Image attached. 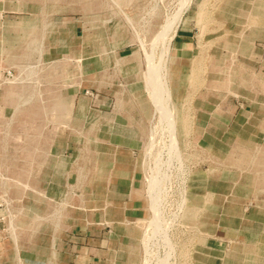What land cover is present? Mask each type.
<instances>
[{"label":"crops","instance_id":"1","mask_svg":"<svg viewBox=\"0 0 264 264\" xmlns=\"http://www.w3.org/2000/svg\"><path fill=\"white\" fill-rule=\"evenodd\" d=\"M149 55L170 80L173 155ZM0 65V264H153V175L161 217L173 204L202 223L153 239L206 238L172 264H243L264 241V0H0Z\"/></svg>","mask_w":264,"mask_h":264},{"label":"bare ground","instance_id":"2","mask_svg":"<svg viewBox=\"0 0 264 264\" xmlns=\"http://www.w3.org/2000/svg\"><path fill=\"white\" fill-rule=\"evenodd\" d=\"M118 2H121L122 0H117ZM185 2L181 1V11L185 8V6L188 4L189 0H184ZM47 5V4H46ZM51 5V4H50ZM56 6V5H55ZM53 7V6H52ZM155 8V7H154ZM56 10V9H55ZM45 14V12H44ZM52 14V13H51ZM178 14V13H177ZM49 15V14H48ZM176 16V15H175ZM2 26V25H1ZM172 26V23H169L166 25L164 31H162L158 36L159 37H163L167 35V33L169 32L170 28ZM59 30V29H58ZM157 36V37H158ZM161 40V38H160ZM160 42V41H159ZM121 43V42H120ZM112 45V44H111ZM114 45V44H113ZM119 45V44H118ZM123 47V46H122ZM119 48V47H118ZM117 48V49H118ZM168 46H165V52L167 51ZM109 50V49H108ZM113 50V49H112ZM150 53V52H149ZM164 53V52H163ZM106 57V56H105ZM113 57V56H112ZM113 60V58H112ZM148 90H149V96H150V101L156 106V110H157V118L159 119L158 121L160 122V124L163 125V127H165V130L167 131V152H170L172 154V152L176 153L178 152V147H177V139L175 138L174 134H175V129H176V122H175V114H174V110L170 109V107L168 106V104L171 101V95H170V91H169V79L166 75L160 74V68L162 69V67L160 65H158V63L153 61L152 56L149 55L148 57ZM111 61V60H110ZM107 65V64H106ZM109 65V64H108ZM113 66V65H112ZM87 68V67H86ZM81 69V68H80ZM134 71V70H133ZM10 81V80H9ZM8 81V82H9ZM6 84V83H5ZM103 114V113H101ZM99 117V116H98ZM115 118V117H114ZM86 124V123H85ZM118 125V124H117ZM89 126V125H88ZM115 126V125H114ZM120 127V126H119ZM124 127V126H123ZM128 128V127H127ZM114 129H116V127H114ZM120 129V128H119ZM121 130V129H120ZM113 132V131H112ZM119 132V131H118ZM255 133V132H254ZM120 134V133H119ZM131 138V137H130ZM94 140V138H93ZM92 141V140H91ZM154 140L152 138L151 143H153ZM91 143V142H90ZM86 144H88V141L86 142ZM93 144V143H92ZM92 146V145H91ZM89 146V147H91ZM87 147V146H86ZM161 147V146H160ZM217 149V148H216ZM37 149L35 148L34 151H36ZM142 153V152H141ZM63 154V153H62ZM173 155V154H172ZM160 158V157H159ZM180 158V157H179ZM141 159V158H140ZM158 160V159H157ZM88 162L89 160H86L85 163H83L81 169L82 171H85L86 167L88 166ZM165 162V161H163ZM128 163V162H127ZM161 167V166H159ZM159 167H156L157 172H159ZM75 171V170H74ZM201 171V170H200ZM169 172V170H168ZM73 173V172H72ZM162 174V172H161ZM164 176V175H162ZM192 178V177H191ZM209 179V178H208ZM168 180V178H167ZM188 180V179H187ZM211 180V179H210ZM54 181V180H53ZM161 179L157 178L156 175L151 176L150 178V185L152 186V188L150 189L151 193H150V198H151V205H150V209H151V217L148 219V221H144L146 222L145 225V229H149V231H151V233L149 234L150 236H148V238H143L142 241L144 242L145 247H148L149 244L147 242H149L151 239H153V237L155 236V234L159 231H166L168 230V221H165V219L163 217H161L160 213V207L161 206V201H160V194H159V184H160ZM41 182V181H40ZM206 185V184H205ZM207 186V185H206ZM207 188V187H206ZM210 188V187H209ZM203 190V189H202ZM211 191V188L209 189ZM186 191V190H185ZM184 191V192H185ZM183 192V193H184ZM59 194V193H58ZM1 198V197H0ZM59 201V200H58ZM4 205H6V201L4 200ZM42 205V204H41ZM245 205V204H244ZM243 206V205H241ZM180 208L182 209L181 211V219L185 220L188 219L187 216L189 215V208H188V199L186 196H184L182 194L181 197V203H180ZM40 209V208H39ZM179 211V210H178ZM110 212V211H109ZM178 213V212H177ZM105 216V215H104ZM107 216V215H106ZM235 220V219H233ZM41 221V219H38L37 224H39ZM140 221H137V223H139ZM165 222V224H163ZM173 222V221H172ZM184 222V221H182ZM181 222V223H182ZM194 223L197 225L198 223V227H200V225L202 223H200V221L195 222ZM109 226L111 225L110 223H108ZM139 224H142V222H140ZM232 224V223H231ZM239 225V224H238ZM112 228V226H111ZM224 228V227H223ZM189 229V228H187ZM48 230V229H47ZM46 231V230H45ZM258 232V231H256ZM59 233V230H58ZM253 233V232H252ZM159 237V236H158ZM203 238V237H202ZM205 238V237H204ZM162 239V238H161ZM198 239V238H197ZM206 239V238H205ZM157 239L155 238V241ZM163 242L168 248L170 252H166L164 254V256L158 261L160 264H167L168 259L171 257H173V245H172V240L169 239L168 237H166V235H164L163 237ZM201 240V239H200ZM199 242V241H198ZM263 244H261V246L264 247V241H262ZM176 243H178V245L180 247L184 246V243L181 239H177ZM200 245V244H199ZM205 245V243H204ZM155 246V245H154ZM163 246V245H162ZM242 247V246H241ZM162 248V247H161ZM241 249V248H239ZM163 250V249H162ZM261 251H264V249H258L257 246L252 245L251 247L247 248L245 250L246 252V259L244 260L243 264H253V260L256 256H263L264 257V252L261 253ZM158 253V252H157ZM164 253V252H163ZM223 257V256H222ZM23 260V259H22ZM149 259H147L148 261ZM222 259L218 260L217 257H215L214 259H207V257L205 255H198L197 258L194 260V264H216L218 261H221ZM224 260V259H223ZM143 261V260H142ZM241 262V261H240ZM158 263V264H159ZM263 263V262H261ZM144 264H146V257L144 258Z\"/></svg>","mask_w":264,"mask_h":264},{"label":"rangeland","instance_id":"3","mask_svg":"<svg viewBox=\"0 0 264 264\" xmlns=\"http://www.w3.org/2000/svg\"><path fill=\"white\" fill-rule=\"evenodd\" d=\"M183 2H185L184 0H181ZM166 37L168 38V33L166 35ZM165 37V38H166ZM168 41V40H167ZM37 63L36 62H29L28 65H36ZM11 68V67H10ZM11 71H12V74L14 75V71H13V68H11ZM22 147H23V151H29V147H30V143H22ZM10 150H12V148H10ZM0 197L2 199V201L5 200V198L3 197L1 191H0ZM173 202V200H172ZM4 203V202H3ZM6 206V205H5ZM170 207L166 209V213L165 215H163L165 217V221H168V230H176V229H187V228H192V229H195L196 227H198V223H197V226L195 223H189V222H180V216L179 214H175V207L173 204H170L169 205ZM173 221V222H172ZM165 224V222L163 223ZM196 226V227H195ZM157 240L155 241V239H152L151 241L154 242L152 245L154 246V250L155 251H158L160 252L159 254H151V258H150V262L153 263V264H158V261L163 257L164 253L163 251L165 250L164 247H166V250L168 249L167 246L162 243L163 240L161 238H156ZM172 240V245H173V248L177 247L178 248V243H176V238H169ZM201 239V240H200ZM181 240L183 241L184 245H198V246H202L203 245V240L204 238L202 237H198L195 238V237H192V238H181ZM190 241V242H189ZM199 241V242H198ZM200 244V245H199ZM261 244H263L262 241L260 242H257V244L255 243V246H257L258 249H264L263 246H261ZM163 245V246H162ZM162 247V248H161ZM163 249V250H162ZM177 254V255H175ZM173 253V256L174 257H171L168 259L169 263L172 264V262H174V258H175V261L178 260V253ZM206 254V253H205ZM162 256V257H161ZM219 256H222V254ZM183 257V256H182Z\"/></svg>","mask_w":264,"mask_h":264},{"label":"built area","instance_id":"4","mask_svg":"<svg viewBox=\"0 0 264 264\" xmlns=\"http://www.w3.org/2000/svg\"><path fill=\"white\" fill-rule=\"evenodd\" d=\"M13 77L11 69L3 68L0 65V89L1 87L11 80ZM4 208V203L0 198V231L2 230L3 216L1 214L2 209Z\"/></svg>","mask_w":264,"mask_h":264}]
</instances>
